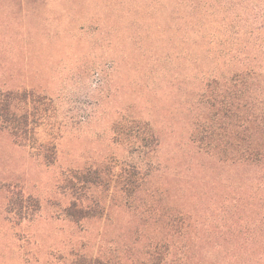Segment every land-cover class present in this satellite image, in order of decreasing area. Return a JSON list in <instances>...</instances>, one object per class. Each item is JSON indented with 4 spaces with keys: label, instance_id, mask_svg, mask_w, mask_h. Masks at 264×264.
Wrapping results in <instances>:
<instances>
[{
    "label": "rangeland",
    "instance_id": "374dc122",
    "mask_svg": "<svg viewBox=\"0 0 264 264\" xmlns=\"http://www.w3.org/2000/svg\"><path fill=\"white\" fill-rule=\"evenodd\" d=\"M194 1L189 28L172 0H0V90L27 92L17 108L32 128L16 142L0 127V264H66L70 252L128 263L176 197L200 232L222 221L253 175L189 137L211 89L246 65L264 79V3L248 15L247 0ZM74 204L88 215L68 214Z\"/></svg>",
    "mask_w": 264,
    "mask_h": 264
},
{
    "label": "trees",
    "instance_id": "16d2710c",
    "mask_svg": "<svg viewBox=\"0 0 264 264\" xmlns=\"http://www.w3.org/2000/svg\"><path fill=\"white\" fill-rule=\"evenodd\" d=\"M172 1L181 7L187 4V15L182 10L179 17L187 19L186 27L192 28L191 25L197 20L192 12L198 11V2ZM240 1L231 0L228 6L239 9L237 5ZM247 1L254 6L249 8L247 5L244 10L248 9V15H257L258 4L264 3V0ZM171 14L173 11L167 10L166 16L171 18ZM262 15L264 17V12ZM261 28H264V24ZM250 68V65H246L243 71L226 79L232 81V85L222 82L218 88L220 96L215 92L216 88L211 89L207 97L209 116L207 114L202 122L197 123L196 130L189 137L196 154L204 150L217 156L224 164L237 163L238 167L249 169L253 175L250 183L238 187L237 196L233 195L230 198L233 201L226 203L222 221H218L213 229L210 225V229L204 228L205 233L197 229L198 222L193 212L186 209V201L174 198L169 203L168 222L163 227L162 235L161 228L146 226V230L154 235H148L144 256L127 259L130 260L126 261L129 264H264V101L261 95L264 79ZM27 96V92L22 90H0V127L8 129L16 142L32 133L29 114L26 111L18 112L17 108L19 102L27 101ZM217 115L222 123L219 129H224L223 132L213 131ZM207 137L212 138L211 144L204 141ZM195 194L200 196L201 192ZM67 212L78 218L88 215L87 210L77 208L75 204L68 207ZM143 230V226H139L131 231L136 241L143 236ZM203 233L212 238L205 255L202 251L206 244L202 241ZM68 255L64 260L66 264H128L115 262L112 257L93 259L74 252ZM199 255L202 256L197 257Z\"/></svg>",
    "mask_w": 264,
    "mask_h": 264
}]
</instances>
